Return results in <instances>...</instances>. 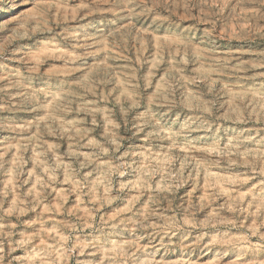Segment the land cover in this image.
Instances as JSON below:
<instances>
[{"label":"rangeland","instance_id":"rangeland-1","mask_svg":"<svg viewBox=\"0 0 264 264\" xmlns=\"http://www.w3.org/2000/svg\"><path fill=\"white\" fill-rule=\"evenodd\" d=\"M0 264H264V0H0Z\"/></svg>","mask_w":264,"mask_h":264},{"label":"bare ground","instance_id":"bare-ground-1","mask_svg":"<svg viewBox=\"0 0 264 264\" xmlns=\"http://www.w3.org/2000/svg\"><path fill=\"white\" fill-rule=\"evenodd\" d=\"M3 1V0H2ZM4 3V2H3Z\"/></svg>","mask_w":264,"mask_h":264}]
</instances>
